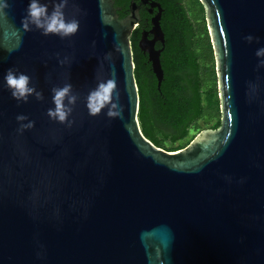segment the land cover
<instances>
[{"label": "water", "instance_id": "1", "mask_svg": "<svg viewBox=\"0 0 264 264\" xmlns=\"http://www.w3.org/2000/svg\"><path fill=\"white\" fill-rule=\"evenodd\" d=\"M200 2L221 123L166 150L140 127L130 40L144 4L150 27L137 46L159 89V2L130 0L119 17L114 0H69L74 36L33 30L9 52L28 3L10 0L0 19V264H264V68L254 55L264 46V0ZM8 68L29 75L44 99L18 104L3 85ZM113 73L122 119L90 116L85 96ZM66 82L79 97L71 127L45 115L50 89ZM20 113L35 122L23 133Z\"/></svg>", "mask_w": 264, "mask_h": 264}, {"label": "trees", "instance_id": "2", "mask_svg": "<svg viewBox=\"0 0 264 264\" xmlns=\"http://www.w3.org/2000/svg\"><path fill=\"white\" fill-rule=\"evenodd\" d=\"M129 1L114 0V5L122 8L119 17L124 16ZM155 1L162 7L164 32L159 89L147 56L137 46L147 9L140 10L141 25L130 36L139 93L138 119L146 138L161 148L169 143L164 149L176 150L185 147L199 130L220 126L214 54L200 0ZM155 46L162 45L156 42Z\"/></svg>", "mask_w": 264, "mask_h": 264}, {"label": "clouds", "instance_id": "3", "mask_svg": "<svg viewBox=\"0 0 264 264\" xmlns=\"http://www.w3.org/2000/svg\"><path fill=\"white\" fill-rule=\"evenodd\" d=\"M51 4V8L49 7ZM69 0H28L24 10V15L20 20L18 29L14 27V34L17 42L9 52L17 50L22 43V33L33 30L39 31L42 36H56L60 39H67L74 36L80 27V21L75 16L67 18L65 8ZM11 8L10 0H0V19L8 17V10ZM248 43L255 41L259 43V37L249 34L244 37ZM257 58V69L264 68V46L258 47L254 53ZM105 59H110V54L105 55ZM61 65L70 63L65 57L58 60ZM3 85L8 90L10 96L18 103H27L29 98L37 101L44 99L43 93L36 89L29 75L23 72L8 68L3 76ZM114 73L109 78L97 80L96 86L90 89L84 98V106L90 116L99 115L102 111L108 119H122L123 109L119 103V93L116 90ZM52 107L46 109L45 115L52 121L71 127L74 120L71 118L73 108L79 99L73 91L71 83H64L62 86L50 89ZM18 127L17 132L23 133L34 127V121L27 115L20 113L15 117Z\"/></svg>", "mask_w": 264, "mask_h": 264}, {"label": "flooded vegetation", "instance_id": "4", "mask_svg": "<svg viewBox=\"0 0 264 264\" xmlns=\"http://www.w3.org/2000/svg\"><path fill=\"white\" fill-rule=\"evenodd\" d=\"M137 3H139V0H135ZM122 9V8H121ZM145 10L146 9V5L142 4L140 5V8H139V12L140 10ZM125 14L127 13V9L124 10ZM149 13V12H148ZM124 14V15H125ZM119 15V14H118ZM141 17V16H140ZM150 17H151V14L149 13L146 17H145V22H144V25L141 29H148L150 27V24H149V20H150ZM139 25H141V18H140V21H139Z\"/></svg>", "mask_w": 264, "mask_h": 264}, {"label": "rangeland", "instance_id": "5", "mask_svg": "<svg viewBox=\"0 0 264 264\" xmlns=\"http://www.w3.org/2000/svg\"><path fill=\"white\" fill-rule=\"evenodd\" d=\"M214 68H215V75H216V79H217V74H216V62H215V59H214ZM216 85H217V88H218V81L216 82ZM205 129H208V128H203V129H201V130H199L198 132H196V133H194L195 135H194V138H196L199 134H200V132L202 131V130H205ZM209 129H211V128H209ZM194 138L191 140V142L194 140ZM190 143V142H189ZM174 145H176V144H174ZM169 146H171V144H169V143H165L164 144V148H167V147H169Z\"/></svg>", "mask_w": 264, "mask_h": 264}]
</instances>
